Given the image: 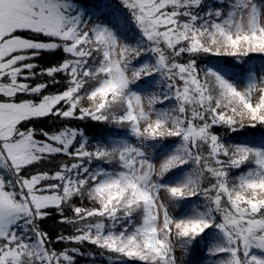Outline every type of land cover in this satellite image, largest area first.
Instances as JSON below:
<instances>
[{"label":"snow or ice","instance_id":"6c2138e0","mask_svg":"<svg viewBox=\"0 0 264 264\" xmlns=\"http://www.w3.org/2000/svg\"><path fill=\"white\" fill-rule=\"evenodd\" d=\"M0 264H264V0H0Z\"/></svg>","mask_w":264,"mask_h":264},{"label":"rangeland","instance_id":"374dc122","mask_svg":"<svg viewBox=\"0 0 264 264\" xmlns=\"http://www.w3.org/2000/svg\"><path fill=\"white\" fill-rule=\"evenodd\" d=\"M179 258H180V253H179V251L177 252V259L179 260Z\"/></svg>","mask_w":264,"mask_h":264}]
</instances>
